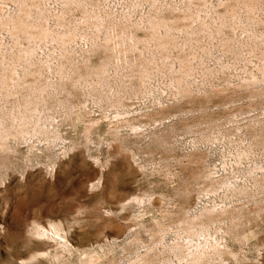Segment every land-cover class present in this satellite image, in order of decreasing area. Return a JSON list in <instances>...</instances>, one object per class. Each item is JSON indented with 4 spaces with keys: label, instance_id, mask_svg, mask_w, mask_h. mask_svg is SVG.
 Masks as SVG:
<instances>
[{
    "label": "rangeland",
    "instance_id": "obj_1",
    "mask_svg": "<svg viewBox=\"0 0 264 264\" xmlns=\"http://www.w3.org/2000/svg\"><path fill=\"white\" fill-rule=\"evenodd\" d=\"M0 264H264V0H0Z\"/></svg>",
    "mask_w": 264,
    "mask_h": 264
},
{
    "label": "bare ground",
    "instance_id": "obj_2",
    "mask_svg": "<svg viewBox=\"0 0 264 264\" xmlns=\"http://www.w3.org/2000/svg\"><path fill=\"white\" fill-rule=\"evenodd\" d=\"M20 25V24H19ZM20 27V26H19ZM25 30V29H24Z\"/></svg>",
    "mask_w": 264,
    "mask_h": 264
}]
</instances>
